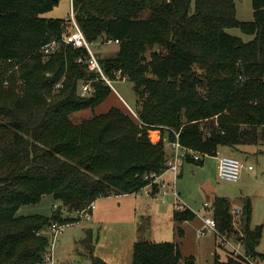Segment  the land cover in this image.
<instances>
[{"label":"trees","instance_id":"trees-1","mask_svg":"<svg viewBox=\"0 0 264 264\" xmlns=\"http://www.w3.org/2000/svg\"><path fill=\"white\" fill-rule=\"evenodd\" d=\"M72 1L90 43L119 41L115 56L99 59L110 79L122 72L132 83L137 118L113 107L74 123L73 114L99 107L112 89L77 62L85 50L63 45L53 55L41 53L68 32V21L44 17L59 0H0V74L13 68L6 67L8 60L21 64L9 88L0 89V264H50L51 240L44 231L58 221L78 222L19 216L23 206L51 196L74 212L102 198L140 194L166 171L167 142L175 141V133L202 157L187 162L203 164L220 147L256 145L259 128L264 132V0H253L249 22L237 19L234 0ZM232 28L253 39L230 35ZM82 80H93L94 95H79ZM154 131L162 134L158 142L150 138ZM151 190L154 197L159 184ZM214 216L220 233L233 232L229 200L216 199ZM196 217L186 206L173 213L180 224ZM251 217L249 202L241 226L244 249L252 260L264 261L257 250L263 227L252 229ZM92 236L89 230V246ZM89 248L92 264H106ZM247 257L228 264H250ZM132 264L195 260L183 256L179 243L139 241Z\"/></svg>","mask_w":264,"mask_h":264},{"label":"rangeland","instance_id":"rangeland-1","mask_svg":"<svg viewBox=\"0 0 264 264\" xmlns=\"http://www.w3.org/2000/svg\"><path fill=\"white\" fill-rule=\"evenodd\" d=\"M234 1L237 19L244 22L253 21V0ZM72 2V0H59L58 5L44 17L69 19L72 14ZM147 15L148 12L143 14L144 17ZM68 28L69 26L65 25L64 33ZM227 32L242 38L245 42L253 39L252 36L242 34L237 28L228 29ZM93 50L100 58H108L117 54L119 45L108 44L106 38H100L93 44ZM113 85L116 90H111L108 99L102 105L73 114L72 121L78 124L95 115L105 114L113 107L132 114L129 106L137 112V95L128 78L119 72ZM200 91L205 94L204 87H200ZM259 132L261 135L256 145L231 146L226 148L225 153H221L253 166V170L245 171L237 183L220 180L218 159L205 157L203 164L186 162L178 178L167 174L166 178L169 177L173 183L168 193L150 197L142 192L99 199L89 221L78 218L79 211L69 212L64 209L60 204L55 203L51 196H44L38 204L23 206L18 215L46 217L57 215L58 219L80 220L74 226L65 227L55 238L53 245L54 236L51 227L44 231V234L51 239L50 264H92L89 248L91 246L94 247L92 255L106 264H132L134 244L139 241L179 243L183 256L193 257L195 264H228L229 259L240 262V256L249 257L244 249L241 226L245 205L251 202V228L263 227V236L257 250L264 254V132L262 128H259ZM157 136L158 133L150 132L153 142L158 141ZM218 198H225L231 203L233 232L230 234L220 233L218 220L214 216L215 201ZM205 203H208L212 210H204ZM178 204L189 207L198 217L185 225L175 222L173 213ZM205 217L215 220V230L222 238L212 230L206 231L203 236L199 234L204 228ZM56 223L62 226L59 221ZM89 230L93 234V243L90 246L86 244ZM180 230H183V235H180ZM215 255L218 256L217 261ZM253 262L264 264L263 260L257 258H253Z\"/></svg>","mask_w":264,"mask_h":264},{"label":"built area","instance_id":"built-area-1","mask_svg":"<svg viewBox=\"0 0 264 264\" xmlns=\"http://www.w3.org/2000/svg\"><path fill=\"white\" fill-rule=\"evenodd\" d=\"M71 10H72L71 17L66 20L70 24L67 34H64L63 39L61 41H55V42H52L44 46L41 49V53L44 56L53 55L57 53L63 45L72 46L75 49H83L86 51L87 55L85 57H80L77 60V62L79 64L87 65L89 72L96 75V81L97 80L101 81L104 83V85L110 87L112 90H116L113 85L114 80L110 79L105 73V70L103 69L100 63L99 56H97L93 50V44L87 40L82 28L80 27L79 23L77 22L75 18L73 2H72ZM107 43L114 44V45L120 44L119 41H115V40H107ZM5 65L6 67L12 66L13 68H10L7 73L0 74V89L9 88L11 76L18 74L21 68V64L19 63L16 64L12 60H8ZM64 81H65V78L62 81L56 83L54 85V90L55 91L61 90L64 86ZM94 93H95V88L93 86V80H82L79 82V95L80 96L90 97L94 95ZM128 108L132 112L133 116L137 118L136 112L133 111L129 106ZM175 137L176 139L174 142H167V147L170 152H169V158L167 161L166 171L160 176H155L154 183L148 185L142 191V192H145L147 196L153 197L151 189H152L153 184L155 183L159 184L160 186V192L157 194L158 196L168 193L169 190H171L170 187H172L173 183L171 182V179L169 177L166 178V175L172 174L175 178H178L180 176L181 169L183 168L184 164L187 162L189 157L194 160H200L202 158L199 154L183 147L180 144L179 135L177 133H175ZM158 139L160 140L161 137H159ZM216 157L218 159L219 179L222 181L237 183L241 180L242 174L245 171L253 170L252 165H249L245 163L244 161H241L240 159H236V158L229 157L227 155H222V154H219V155L217 154ZM181 207H184V206L183 205L181 206L178 204L176 209H180ZM203 208L204 210H207V211L212 210V207L208 203H205ZM95 210H96V202L90 204L87 208L79 211L78 218L89 221L92 219V213ZM203 221H204V228L203 230L199 231V234L201 236H203L206 233V231L212 230L214 233L218 234V236L221 237L219 232L215 230L216 222L213 218L205 217L203 218ZM79 222L80 220H78V222L72 225L70 224V225H62V226L57 225V223H54L51 226V229L53 231L52 234L54 236L52 245L55 242V238H57V236L63 232L65 227L74 226L78 224ZM247 258L250 264H261L258 262H253L250 256Z\"/></svg>","mask_w":264,"mask_h":264},{"label":"crops","instance_id":"crops-1","mask_svg":"<svg viewBox=\"0 0 264 264\" xmlns=\"http://www.w3.org/2000/svg\"><path fill=\"white\" fill-rule=\"evenodd\" d=\"M67 20V19H66ZM154 132H156V133H158V136H157V138H159V137H161V134H160V131H154ZM158 141H159V139H158ZM157 141V142H158ZM226 148H230V147H220L219 148V151H218V155L219 154H223V153H225V151H226ZM217 158V157H216ZM249 165H251V164H249ZM246 172H249V171H246ZM185 206V205H184ZM187 207V206H186ZM182 208V207H181ZM189 208V207H188ZM197 217H198V215H197ZM188 222H185V223H183V225H185V224H187Z\"/></svg>","mask_w":264,"mask_h":264},{"label":"water","instance_id":"water-1","mask_svg":"<svg viewBox=\"0 0 264 264\" xmlns=\"http://www.w3.org/2000/svg\"><path fill=\"white\" fill-rule=\"evenodd\" d=\"M52 78H53V76H52Z\"/></svg>","mask_w":264,"mask_h":264}]
</instances>
